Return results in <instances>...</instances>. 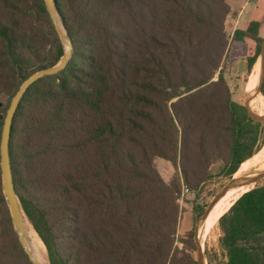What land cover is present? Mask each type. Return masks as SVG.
<instances>
[{
  "label": "trees",
  "instance_id": "1",
  "mask_svg": "<svg viewBox=\"0 0 264 264\" xmlns=\"http://www.w3.org/2000/svg\"><path fill=\"white\" fill-rule=\"evenodd\" d=\"M53 3L71 54L25 89L8 145L15 192L47 263L197 264L193 230L177 235L181 186L197 190L215 162L229 177L262 148L260 123L232 99L224 76L238 57L250 72L260 23L229 39L226 0ZM65 49L44 0H0V140L21 82ZM250 92L260 98L252 83ZM248 107L264 115L251 99ZM156 157L173 167L169 180ZM216 222L222 264H264V183ZM0 264H33L12 226L1 170Z\"/></svg>",
  "mask_w": 264,
  "mask_h": 264
},
{
  "label": "rangeland",
  "instance_id": "2",
  "mask_svg": "<svg viewBox=\"0 0 264 264\" xmlns=\"http://www.w3.org/2000/svg\"><path fill=\"white\" fill-rule=\"evenodd\" d=\"M226 1L230 7L235 8L240 6L243 0H226ZM253 66L249 73L247 72L245 73L244 70V73L240 75L237 74L238 72L237 70L238 68H243V67L245 68L246 63L236 62L232 66L233 68L230 72H229V68L224 70V76L226 75L225 79L230 87L232 99L243 106L245 105L246 100L250 98L252 95V93L246 92L245 86L248 76L253 70ZM1 99L4 100L5 97L2 96ZM249 104H250V99L248 100V105ZM259 133H260V142H261L259 146L260 149L261 147L263 148L264 146V123H260ZM259 149H257L256 151H258ZM260 150L256 154H254L251 158L247 159L249 160L248 164L243 166L240 170L241 176L247 173H254L255 171L253 166L254 162L256 160L261 161V159L263 158L262 155L264 151L260 153ZM154 163L159 173L165 180H169L173 176L174 169L168 161L156 157ZM220 168H221L220 162H215L211 167V176L207 180H205L197 190H189L185 185H182L180 197L178 200L180 205V214H179V221L177 227V235L178 237H180L189 229H192L194 233L196 231V235H197L196 240L199 242L201 246L204 262L206 264H208L209 261L211 262V264H222L224 261V256L219 247L218 239L220 236V229L218 226V222H216L215 220L209 223H201V216L203 215L204 210L206 209V207L208 206L214 195L226 183H228L231 177H234L237 171L239 170L238 169L236 172L233 173L232 176L228 177L223 172H221ZM238 174L239 172L237 173L236 177H240L238 176ZM258 183H264V178L260 179ZM1 189H2V179H1ZM232 191L233 189L231 188L222 197H220L209 212L218 209L232 195ZM194 242H195V236H194ZM176 243L178 246H181L180 242L176 241ZM193 254L196 258L197 251L195 250Z\"/></svg>",
  "mask_w": 264,
  "mask_h": 264
},
{
  "label": "water",
  "instance_id": "3",
  "mask_svg": "<svg viewBox=\"0 0 264 264\" xmlns=\"http://www.w3.org/2000/svg\"><path fill=\"white\" fill-rule=\"evenodd\" d=\"M50 18L54 24V27L58 33V36L61 42L65 45L66 49L63 55L60 57L59 61L54 64L53 66L38 70L32 73L29 77L24 79L19 88L17 89L16 93L12 96L9 106L7 108L3 127L1 131V140H0V170H1V179H2V191L8 206V210L10 213V219L14 231L18 237V240L23 247L25 253L27 254L28 258L33 264H42L39 259L34 255L33 251L28 246L27 242V233L24 226V221L22 215L24 214L21 206L19 204V200L17 194L15 192L12 173H11V166H10V156L8 151L9 145V137H10V129L13 120L14 113L17 109V106L20 102V99L23 95L25 89L38 77L45 75V74H52L58 71L59 69L63 68L67 62V59L70 57L72 44L69 36L66 34L65 29L62 27L57 10L54 6L53 0H44ZM259 59V73H258V81L256 87V93L260 92L261 84L264 78V37L262 38L260 53L257 57ZM251 98V97H250ZM248 98L244 105L247 115L254 121L264 123V115L256 114L248 107ZM236 171V170H235ZM233 175V174H232ZM231 175V176H232ZM264 178V169L256 171L254 173H247L240 177H231L230 181L226 183L212 198L208 206L203 212L201 216V222L206 218L209 211L213 207V205L218 201L220 197H222L229 189L248 185L251 183H256L260 179ZM253 187V186H252ZM250 187V188H252ZM249 188V189H250ZM248 190V189H247ZM25 216V214H24ZM26 217V216H25ZM29 222V221H28ZM30 224V223H29ZM31 225V224H30ZM34 230V229H33ZM195 242H196V251L197 257L196 261L197 264H204V258L201 251V246L199 242L196 240V231L194 233Z\"/></svg>",
  "mask_w": 264,
  "mask_h": 264
},
{
  "label": "bare ground",
  "instance_id": "4",
  "mask_svg": "<svg viewBox=\"0 0 264 264\" xmlns=\"http://www.w3.org/2000/svg\"><path fill=\"white\" fill-rule=\"evenodd\" d=\"M258 73H259V59L256 60V62L254 63L253 66V70L251 71L250 75L248 76L247 82H246V92L251 93L250 92V84L252 83V87L253 90L256 92V79L258 77ZM259 97L251 95V100L256 103L257 105H259L263 110H264V96L261 93H257ZM264 151V146L263 148L260 150V153H262ZM263 158L261 159V161L259 162L257 168L255 169L254 172L259 171L264 169V153H263ZM249 162V160L244 161V163L241 165L240 169L237 171V173L239 172L238 176H241V168L245 165H247ZM237 173L235 174L234 177H236ZM255 183H251L248 185H244V186H239L238 188H232V195L216 210L209 212L208 215L206 216V218L201 222V223H209L212 221H215L221 214H223L228 208L229 206L233 203V201L240 196L246 189L254 186ZM23 217V221H24V226L26 229V233H27V242H28V246L30 247V249L33 251L34 255L39 259V261L42 264H48L47 263V257H46V251H45V247L42 243V241L39 239L37 233L33 230L32 226L29 224L27 218L24 216V214L22 215ZM204 264H206L204 262Z\"/></svg>",
  "mask_w": 264,
  "mask_h": 264
},
{
  "label": "crops",
  "instance_id": "5",
  "mask_svg": "<svg viewBox=\"0 0 264 264\" xmlns=\"http://www.w3.org/2000/svg\"><path fill=\"white\" fill-rule=\"evenodd\" d=\"M230 9L231 15L226 23L229 39H231L232 33L235 29H244L251 21H258L260 23L258 34L261 38L264 37V0H243L240 6L235 8L230 7ZM236 62L245 63V58L238 57L229 67V72L232 70V66ZM245 69L246 68L244 67L238 68L237 74H243Z\"/></svg>",
  "mask_w": 264,
  "mask_h": 264
}]
</instances>
